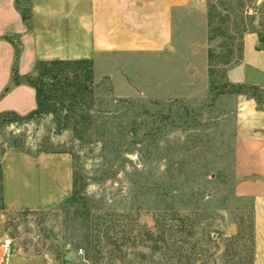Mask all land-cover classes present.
Returning <instances> with one entry per match:
<instances>
[{"label": "rangeland", "instance_id": "1", "mask_svg": "<svg viewBox=\"0 0 264 264\" xmlns=\"http://www.w3.org/2000/svg\"><path fill=\"white\" fill-rule=\"evenodd\" d=\"M29 2L17 6L29 14ZM248 33L264 47V0H196L161 56L41 63L30 76L49 100L0 119V162L14 149L68 153L74 187L52 208L12 210L0 170V264H253L226 79Z\"/></svg>", "mask_w": 264, "mask_h": 264}, {"label": "crops", "instance_id": "2", "mask_svg": "<svg viewBox=\"0 0 264 264\" xmlns=\"http://www.w3.org/2000/svg\"><path fill=\"white\" fill-rule=\"evenodd\" d=\"M195 1L30 0L24 20L17 0H11L8 10L0 8V114L26 116L38 107L35 87L16 82L15 72L23 78L49 61H91L113 69L117 56L165 54L177 14ZM226 79L229 85L264 90V48L256 33L244 36L242 56L227 68ZM234 96V191L252 200L253 264H264V104L249 94ZM73 169L68 153L6 152L0 162L4 205L12 210L54 207L72 193ZM47 170L56 175L48 179Z\"/></svg>", "mask_w": 264, "mask_h": 264}, {"label": "trees", "instance_id": "3", "mask_svg": "<svg viewBox=\"0 0 264 264\" xmlns=\"http://www.w3.org/2000/svg\"><path fill=\"white\" fill-rule=\"evenodd\" d=\"M24 20H27L29 18L28 14H26L25 12L21 11ZM260 41L263 42V39H260ZM262 47V46H260ZM264 48V47H263ZM17 54H18V49H17ZM82 62V61H79ZM24 79H26V82L28 84H30L31 86L35 87L36 91H37V99H38V107L37 109L32 112L31 114H37L40 113L43 109H44V103L47 102L49 100V97L47 95H44L43 90L38 88L36 82L33 81V79L31 78L30 75L28 76H24ZM14 80L16 82H21L22 80H20V76L17 74V72L14 73ZM231 88H234L236 90V92L238 93H245V94H249L252 95L254 97H256L258 99V101L260 103H262V105L264 104V100L261 98L260 93L264 92V90H261L257 87L254 86H244V85H230ZM6 116H10V117H14V118H20L23 117L15 112H6L3 114H0V119Z\"/></svg>", "mask_w": 264, "mask_h": 264}, {"label": "built area", "instance_id": "4", "mask_svg": "<svg viewBox=\"0 0 264 264\" xmlns=\"http://www.w3.org/2000/svg\"><path fill=\"white\" fill-rule=\"evenodd\" d=\"M7 247H9V242L7 243Z\"/></svg>", "mask_w": 264, "mask_h": 264}]
</instances>
